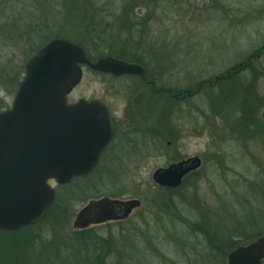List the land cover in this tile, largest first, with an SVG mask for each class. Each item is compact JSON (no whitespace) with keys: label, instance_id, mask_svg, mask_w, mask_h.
<instances>
[{"label":"rangeland","instance_id":"rangeland-1","mask_svg":"<svg viewBox=\"0 0 264 264\" xmlns=\"http://www.w3.org/2000/svg\"><path fill=\"white\" fill-rule=\"evenodd\" d=\"M94 18L104 19L100 30L110 23L112 44L91 55L112 45L153 82L83 68L68 100L105 103L115 137L94 172L50 181L56 197L41 223L0 231V264H228L226 242H243L242 229L264 233V0H0V110L43 45L89 44ZM243 107L260 121L247 124ZM193 156L202 165L181 186L153 181L158 168ZM94 195L142 206L76 228Z\"/></svg>","mask_w":264,"mask_h":264},{"label":"water","instance_id":"water-1","mask_svg":"<svg viewBox=\"0 0 264 264\" xmlns=\"http://www.w3.org/2000/svg\"><path fill=\"white\" fill-rule=\"evenodd\" d=\"M85 64L115 76L144 74L141 65L112 56L91 62L80 45L59 38L30 59L13 107L0 111V229L16 231L42 220L56 196L49 180L65 184L91 173L113 138L114 120L105 104L67 103ZM201 165L199 156L188 157L158 168L153 181L177 188ZM141 205L137 198L93 199L78 212L74 226L125 220ZM263 256L264 237L233 250L228 264H258Z\"/></svg>","mask_w":264,"mask_h":264},{"label":"trees","instance_id":"trees-1","mask_svg":"<svg viewBox=\"0 0 264 264\" xmlns=\"http://www.w3.org/2000/svg\"><path fill=\"white\" fill-rule=\"evenodd\" d=\"M88 6H89L88 9L91 10V11L93 9H95V6L93 4H89ZM94 19L95 20L93 22L92 21L89 22V25H88V31H90V33H89L90 35H88V39L90 41L89 44H84V42H82L79 39H75V38L72 39L71 38L72 41L78 43L79 45H82L83 48H85V51L92 58V60L98 59L99 57H103V55L99 51H95L94 53L95 54H98V57L97 56H92L91 53H90L89 48L94 47V46H97V45L104 47V46H107L108 44H112L111 41L107 38V32H108V30L111 29V26H109L110 23H106L107 26H109V27H107L105 25L106 28L103 29V30H100V27L102 26V24H105V23H103L104 22V19H101V20H99L97 18H94ZM124 26H127V23H124ZM96 43H98V44H96ZM111 46H108V48L110 47L109 48V50H110L109 51V53H110L109 55L112 54V56H115L117 58H120V59H123V60H126V61L140 63V61L138 59L133 58L132 56L131 57H128V56H125V55L123 56L122 53H113ZM142 82L144 83V81H142ZM247 107L249 108V106H247ZM243 112H244L243 113V120L247 124H250V123L251 124H254L257 121L258 122L260 121L258 118H255L254 117L252 110L249 111L246 107L245 108L243 107ZM93 197H98V196L97 195H94ZM64 210H65V208H62L60 210V212L61 211H64ZM31 227H33V226H31ZM31 227L25 228V230H28ZM250 231L251 232L247 231L245 234H243V233L240 232V236L239 237L242 238V234H243V244L249 243V242L254 241L255 239L258 238L259 234L254 233V232H256V229H253V230H250ZM240 244H242V242L238 240L237 242L230 243V244H229V242H226L222 247H224V251L227 254L229 252V250L234 249L235 247H237Z\"/></svg>","mask_w":264,"mask_h":264},{"label":"flooded vegetation","instance_id":"flooded-vegetation-1","mask_svg":"<svg viewBox=\"0 0 264 264\" xmlns=\"http://www.w3.org/2000/svg\"><path fill=\"white\" fill-rule=\"evenodd\" d=\"M144 79V78H143ZM140 80H141V78H140ZM147 81V83L150 85L152 82L151 81H149V80H146ZM154 82H156V80L154 81ZM70 103H74V102H70ZM115 128H116V120H115ZM242 233H243V229H242ZM242 237H243V234H242ZM262 237H264V233H262V234H260L259 236H258V240L260 239V238H262ZM241 245H243V242H242V244ZM246 245H247V243H246ZM258 264H264V256H263V258L259 261V263Z\"/></svg>","mask_w":264,"mask_h":264}]
</instances>
